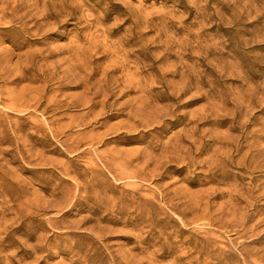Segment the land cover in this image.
<instances>
[{
  "label": "rangeland",
  "instance_id": "obj_1",
  "mask_svg": "<svg viewBox=\"0 0 264 264\" xmlns=\"http://www.w3.org/2000/svg\"><path fill=\"white\" fill-rule=\"evenodd\" d=\"M0 264H264V0H0Z\"/></svg>",
  "mask_w": 264,
  "mask_h": 264
},
{
  "label": "bare ground",
  "instance_id": "obj_2",
  "mask_svg": "<svg viewBox=\"0 0 264 264\" xmlns=\"http://www.w3.org/2000/svg\"><path fill=\"white\" fill-rule=\"evenodd\" d=\"M90 88V87H89Z\"/></svg>",
  "mask_w": 264,
  "mask_h": 264
}]
</instances>
